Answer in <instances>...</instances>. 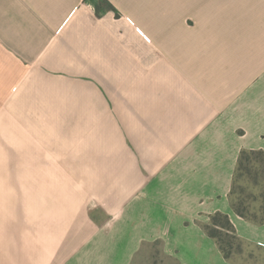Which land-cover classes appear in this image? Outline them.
<instances>
[{"label": "crops", "instance_id": "1", "mask_svg": "<svg viewBox=\"0 0 264 264\" xmlns=\"http://www.w3.org/2000/svg\"><path fill=\"white\" fill-rule=\"evenodd\" d=\"M183 8L156 5L149 33L134 0H0V264H131L155 240L243 264L206 232L216 212L264 264V223L229 196L241 152L264 150V0Z\"/></svg>", "mask_w": 264, "mask_h": 264}, {"label": "rangeland", "instance_id": "2", "mask_svg": "<svg viewBox=\"0 0 264 264\" xmlns=\"http://www.w3.org/2000/svg\"><path fill=\"white\" fill-rule=\"evenodd\" d=\"M133 1V0H132ZM171 1V0H169ZM163 2L165 5L167 4L168 0H134V4L136 5V11H140L141 15V21L138 23L143 27L144 30L151 33L153 31V28H150L148 26V17H152L153 19L156 18V5L158 8L160 7V3ZM186 3L187 0H180V4L183 5L186 10ZM138 9V10H137ZM159 14V13H158ZM143 17V18H142ZM251 158H254L252 156ZM73 171H75V167H71ZM255 179L259 181V184L255 186L254 182ZM81 185V183L78 182V185ZM239 185L249 186L247 193H254L256 195L260 194L264 191V180L262 178V175L259 174L257 177L254 174H247L243 178L238 180ZM76 181L73 177L72 180L68 182V190L67 195H69L68 199H61V200H68V208H67V214L64 215L61 213L60 219L65 221H76L80 220L78 217L79 215H76V202L79 200L78 196H76ZM93 200V199H92ZM97 201H90L88 200L89 206L95 205ZM263 203L262 198H258L256 201L253 202L254 207L251 208L252 211H256L258 215L260 216L262 213L260 212V207ZM100 208H97L93 211H89V214L94 222L99 225L106 224L110 218L111 215L105 210L104 207L100 206ZM53 211H57L54 209ZM63 211V208H62ZM56 215L57 214H53ZM64 216V218H63ZM210 221V220H209ZM243 251L242 253H238V257L242 258L241 261L243 264H257V260L259 255V252H257L256 249L252 248V246H247L243 243L238 245L236 248V251ZM237 254V253H236ZM235 255H233L234 257ZM131 264H179L176 259L164 252L161 241L155 240V241H149L146 242L142 248L138 251V253L135 255V258L133 259Z\"/></svg>", "mask_w": 264, "mask_h": 264}, {"label": "trees", "instance_id": "3", "mask_svg": "<svg viewBox=\"0 0 264 264\" xmlns=\"http://www.w3.org/2000/svg\"><path fill=\"white\" fill-rule=\"evenodd\" d=\"M252 156L254 158H251ZM247 174H254L256 177L261 174L264 180V150H243L241 152L229 195L233 210L238 215L252 222L264 223V191L258 195L247 193L249 186L238 184V180ZM254 184L257 186L259 181L255 179ZM258 198L263 199L260 216L251 209L254 207L253 202ZM204 227L208 235L217 241L223 255L231 259L242 240L230 216L223 212H216L211 215L210 221Z\"/></svg>", "mask_w": 264, "mask_h": 264}, {"label": "built area", "instance_id": "4", "mask_svg": "<svg viewBox=\"0 0 264 264\" xmlns=\"http://www.w3.org/2000/svg\"><path fill=\"white\" fill-rule=\"evenodd\" d=\"M85 2H86V0H85ZM90 5V4H89Z\"/></svg>", "mask_w": 264, "mask_h": 264}]
</instances>
